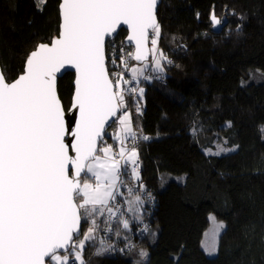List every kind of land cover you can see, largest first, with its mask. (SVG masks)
Here are the masks:
<instances>
[{
  "label": "trees",
  "instance_id": "1",
  "mask_svg": "<svg viewBox=\"0 0 264 264\" xmlns=\"http://www.w3.org/2000/svg\"><path fill=\"white\" fill-rule=\"evenodd\" d=\"M59 5L0 0V64L8 82L24 72L39 44L59 35ZM212 11L227 16L220 32L212 30ZM158 19V58L151 48L143 92L133 102V123L143 135L140 184L155 205L145 214L142 193L141 218L126 230L113 223L115 252L95 253L93 233L84 264H264V0H162ZM126 35L121 30L115 41L125 45ZM74 78L59 80L66 110ZM220 145L236 149L207 153ZM212 213L226 224L216 257L201 247ZM142 220L148 230L134 235ZM89 226L83 220L82 237Z\"/></svg>",
  "mask_w": 264,
  "mask_h": 264
},
{
  "label": "water",
  "instance_id": "2",
  "mask_svg": "<svg viewBox=\"0 0 264 264\" xmlns=\"http://www.w3.org/2000/svg\"><path fill=\"white\" fill-rule=\"evenodd\" d=\"M59 1V35L39 44L12 82L0 64V264H48L82 237L76 196L121 113L106 45L125 30L135 63L149 62L162 3ZM227 20L212 11V30L220 32ZM67 73L75 75L68 110L58 93Z\"/></svg>",
  "mask_w": 264,
  "mask_h": 264
},
{
  "label": "rangeland",
  "instance_id": "3",
  "mask_svg": "<svg viewBox=\"0 0 264 264\" xmlns=\"http://www.w3.org/2000/svg\"><path fill=\"white\" fill-rule=\"evenodd\" d=\"M36 1L40 7L43 6V4L45 3V0H36ZM159 26H160V21H159V25L151 33L150 36L151 48L154 52L156 59L158 58V53H159L158 42H159V38L161 37ZM115 40L116 38L108 41L106 45V51L108 48V50L112 52V50L114 49L113 48L114 45L115 44L119 45V43H117ZM115 61L118 62V60ZM161 61L162 60L160 59L157 60V62L155 63L154 65L155 71L160 70ZM149 63L150 62H146L142 65L134 64L133 66H131L130 65L131 61H130L128 62V68L125 69V72H127L128 75L130 74L131 76H134L136 78H139V80H141L143 77L146 76V73L150 66ZM114 72L117 73V74H112L114 78L115 76L120 74L118 71H114ZM117 97L121 107V113L119 117L116 119L115 123L113 124V127L107 131V136L112 140H108L107 138H105V140L101 143L99 153L96 155V157L93 160L89 162L87 166L86 175H85L86 178H84V182L81 186L80 192L76 196L78 205L81 209L82 218L83 220H88L90 226L86 231V233L83 235L81 240L77 242L74 241V246L71 250V253H67L63 255L55 254L51 258V263L49 264H70L71 261H76L78 264H84L83 249L85 248L86 243L89 240H91V238L93 237L94 235L93 233H96V226L100 220L99 218L100 216L102 217L104 216L103 215L105 213L104 210L107 207V204L109 203L113 195V192L115 191L116 186H118L117 181H118V176L120 175V166H119L120 157L123 153V151L121 150L122 148L129 147V144L132 140L131 138L135 133H141L139 131L140 128L137 125H134L133 123L134 114H135L134 110L136 108V104H134L133 102L134 100H137L138 97L137 98L130 97L124 91L119 92ZM127 99H129L130 101L128 100L127 102ZM104 142L105 144H103ZM140 142L135 145V148H137V150H138V146L140 145ZM235 149L236 148L226 149L224 146L220 145L215 150H208L207 153L222 155L229 151H234ZM134 154L135 153L133 154L131 153L128 162L134 160L135 158ZM113 164H116L117 166H114ZM114 167H115V172H113ZM100 170L103 171L106 174V176L108 175L106 177V180L99 177L98 173H100ZM108 172L111 173V177L114 179L113 183L108 181V180H112ZM185 178H186L185 175L168 176V179L170 181H184ZM142 196H143L142 193L141 194L138 193L135 195L126 196L125 198L126 200L124 199L127 204L128 211L131 217L133 218V220L131 219V221L135 222L137 220L134 219L141 218L142 203H144ZM118 200L121 201L120 199ZM208 219H209V226L204 232L201 247L205 251L208 257H216L218 254L219 239L221 234L226 228V224L223 221L218 220L213 213L209 215ZM129 223L130 222L121 223V228L123 230L128 229ZM117 226L118 224L115 225L116 230H117ZM120 235L122 238H126L125 235L123 234ZM129 250H131V248ZM102 253H104V251H102ZM142 257L144 259L147 258V253L144 252L142 254Z\"/></svg>",
  "mask_w": 264,
  "mask_h": 264
},
{
  "label": "built area",
  "instance_id": "4",
  "mask_svg": "<svg viewBox=\"0 0 264 264\" xmlns=\"http://www.w3.org/2000/svg\"><path fill=\"white\" fill-rule=\"evenodd\" d=\"M115 45L112 52H110L108 48L106 51L107 69L108 72H110L109 76L111 85L114 88L117 96L119 92L124 91L130 97H140L143 92V82L145 81V79H147V76L139 80V78L131 76L130 74L128 75V73L125 72V69H127L128 67V62L131 59L134 60V49L131 46L127 45ZM115 60H118V62H116ZM114 71H118L120 73L115 76L116 79L112 76V74H117ZM142 138L143 135L141 133H135L131 138L132 140L129 144V147L122 148L121 150L123 151V153L120 157V175L118 176L117 181L118 186H116L115 191L113 192V195L104 210L105 213L103 212L104 216H100V220L97 223L96 233L93 237L95 253H102V251H104V253L115 252L117 247L116 229L115 225H113L115 221H119L121 223L130 222L129 227L134 224V221H131L132 218L129 216V211L125 202L126 196L143 193L149 202V208H146L143 211L145 212V214H150L155 205L152 195L144 193L145 191H143L139 179L140 172L142 170V163L137 157V148H135V145L139 143ZM131 153H135V158L133 161L128 162ZM118 199H120L121 201H119ZM136 227L137 229L134 235L144 233L148 230L146 221H143ZM72 264L75 263L72 262Z\"/></svg>",
  "mask_w": 264,
  "mask_h": 264
},
{
  "label": "crops",
  "instance_id": "5",
  "mask_svg": "<svg viewBox=\"0 0 264 264\" xmlns=\"http://www.w3.org/2000/svg\"><path fill=\"white\" fill-rule=\"evenodd\" d=\"M114 166H117L116 164H113ZM103 167V166H102ZM113 172H115V167L113 168ZM117 172V171H116ZM109 173V172H108ZM98 175H99V177L100 178H103V179H105L106 180V177L108 176H106V174L103 172V171H101L100 170V173H98ZM109 176H110V178H112L111 177V173H109ZM108 180V179H107ZM109 182H112L113 183V181H114V179L112 178V180H108ZM107 182V181H106ZM110 184V183H109Z\"/></svg>",
  "mask_w": 264,
  "mask_h": 264
}]
</instances>
